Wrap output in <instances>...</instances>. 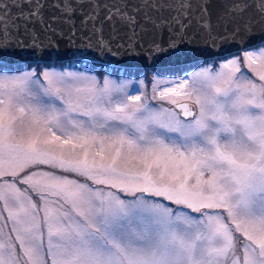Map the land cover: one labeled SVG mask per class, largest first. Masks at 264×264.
<instances>
[{
  "label": "rangeland",
  "instance_id": "1",
  "mask_svg": "<svg viewBox=\"0 0 264 264\" xmlns=\"http://www.w3.org/2000/svg\"><path fill=\"white\" fill-rule=\"evenodd\" d=\"M0 264H264V49L0 68Z\"/></svg>",
  "mask_w": 264,
  "mask_h": 264
},
{
  "label": "water",
  "instance_id": "2",
  "mask_svg": "<svg viewBox=\"0 0 264 264\" xmlns=\"http://www.w3.org/2000/svg\"><path fill=\"white\" fill-rule=\"evenodd\" d=\"M264 44V0H0V65L167 70ZM175 109L190 120L192 103Z\"/></svg>",
  "mask_w": 264,
  "mask_h": 264
},
{
  "label": "flooded vegetation",
  "instance_id": "3",
  "mask_svg": "<svg viewBox=\"0 0 264 264\" xmlns=\"http://www.w3.org/2000/svg\"><path fill=\"white\" fill-rule=\"evenodd\" d=\"M262 48L264 49V45L259 46V47H256V48H254V49H252V50H254V51H260ZM205 64H206V63H199V64H195V65H193V66H189V67H191V68H193V69H197V68H200L201 66H203V65H205ZM187 68H188V67H185L184 69H187ZM146 96H148L149 99H153L154 102L157 103V105H158L159 103H163V102H164L163 100H160V99L156 98V95H155V94H146ZM184 102L191 103V102L185 100V101L179 102L178 104H180V103H184ZM192 104H193V103H192ZM165 105L171 106L170 103H167V104H165ZM176 105H177V104L173 105V108H174V109H175V106H176ZM195 107H196V115H195V117H194L193 119H195L196 116H197V114H198V107H197V106H195ZM175 111L177 112V110H175ZM177 113L179 114V112H177ZM179 116H180V114H179ZM180 117H181V116H180ZM181 118H182V117H181ZM184 120H185V119H184ZM190 120H192V119H190Z\"/></svg>",
  "mask_w": 264,
  "mask_h": 264
},
{
  "label": "trees",
  "instance_id": "4",
  "mask_svg": "<svg viewBox=\"0 0 264 264\" xmlns=\"http://www.w3.org/2000/svg\"><path fill=\"white\" fill-rule=\"evenodd\" d=\"M68 63L74 64V63H91V62L76 60V61H69V62L64 63V64H68ZM92 64H96V63H92ZM97 65H99V64H97ZM48 66H51V65L44 66V65H40V64H38V65L27 64V65H18L16 68L19 70H26V69H32L35 67L42 68V67H48ZM0 68L12 69L14 67H6L4 65H0ZM115 69H118V68H115ZM70 174H71V176H75L72 173H70ZM83 180H84V178H83Z\"/></svg>",
  "mask_w": 264,
  "mask_h": 264
},
{
  "label": "bare ground",
  "instance_id": "5",
  "mask_svg": "<svg viewBox=\"0 0 264 264\" xmlns=\"http://www.w3.org/2000/svg\"><path fill=\"white\" fill-rule=\"evenodd\" d=\"M88 62V61H87ZM202 63H204V62H202ZM193 66V65H192ZM187 67H189V66H187ZM149 70H155V69H149ZM147 71V70H146ZM184 103H187V102H184ZM178 105V104H177ZM176 107V106H175ZM176 110V109H175ZM178 112V111H177ZM180 114V113H179ZM181 116V115H180ZM184 119V118H183ZM193 119V118H192ZM186 120V119H185Z\"/></svg>",
  "mask_w": 264,
  "mask_h": 264
}]
</instances>
